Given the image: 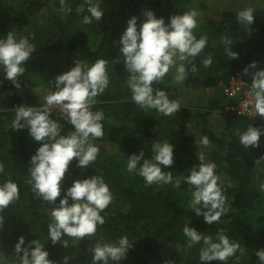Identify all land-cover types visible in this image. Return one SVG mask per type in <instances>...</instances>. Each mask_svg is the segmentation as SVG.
<instances>
[{"label":"trees","instance_id":"1","mask_svg":"<svg viewBox=\"0 0 264 264\" xmlns=\"http://www.w3.org/2000/svg\"><path fill=\"white\" fill-rule=\"evenodd\" d=\"M112 1L115 6L107 11L101 0L99 22L93 20L91 24H84L83 16L90 14L86 10L79 14L76 11L84 0H67L72 9L67 14L60 11L58 0H0V38L11 30L17 39L27 37L37 49L24 64L25 74L18 80L20 88L14 87L0 69V162L5 164L4 173H0V184L10 175L20 191L19 199L0 213L5 216V223L0 228V264H17L14 245L21 236L25 241L22 247H28L30 241L38 239L44 244L48 259L55 264H64L66 256L69 258L67 264H92V252L89 249L77 251L76 239L63 235L61 243L67 241V247L49 240L48 225L52 222L49 208L53 205L34 198L31 185L27 183L30 158L40 142L29 135L26 127L13 130L10 126L15 116L14 108L40 106L49 89L55 91V77L73 67L76 60H85L92 65L97 59L108 61L110 81L91 107L93 112L104 113L101 121L104 136L93 141L99 154L95 162L86 167H77L75 158L70 162L61 183V196L55 203H59L73 180L92 175L104 177L114 199L105 210L106 223L98 226V237L107 243H116L122 235H127L133 243L125 258L110 264H164L165 261L175 264H260L255 253L264 249V237L252 240L250 235L257 233L251 220L258 226L264 220V192L259 190L260 183L264 182V163L255 164L264 156V117L249 118L224 112V104L232 101L227 100L222 88L238 71L248 69L246 80L250 86L252 74L264 70V19L254 18L253 23L258 22L260 27L250 41L245 38L244 30H240L246 25L237 20L235 11L216 12V21H203V28L194 31L197 39L201 35L208 37L206 47L192 61L197 71L193 73L191 64H186L188 75L182 84L174 81L173 69L163 82L153 83V87L165 91L169 100L181 98L186 88L208 87L213 92L205 100L201 97L200 104L192 107L181 104L180 111L165 116L155 109H143L131 100L132 93L127 84L129 73L120 53L119 40L129 18L137 17L139 30L145 19L142 13L150 10L167 24L170 16L183 14L194 0ZM40 18L44 19L43 23L39 22ZM225 30H230L235 38L230 50L237 53L238 58H229L225 45H211L214 39L221 40L225 36ZM207 57L212 58L209 67L203 65ZM252 62L256 63L255 68L249 67ZM36 91H41L42 96H37ZM212 116L221 117L222 122L219 125L209 123L207 118ZM50 118L60 123L61 135L74 130L70 123L52 113ZM249 124L262 130L258 147L241 146L235 134L237 129L246 130ZM201 136L209 138V147H201ZM164 141L173 145L174 162L168 169L161 167L172 172L173 182L146 186L138 170L129 172L126 169L128 156L143 151L144 157L150 159L151 145ZM106 144L113 145L114 151L107 152ZM201 151L216 164L215 173L219 177L222 175L219 183L223 194L230 200L228 212L217 224L206 223L202 216L192 211L193 189H189L190 185L182 180L178 188L174 186L177 177L186 176L188 170L199 164L197 155ZM185 223L199 233L212 235L214 241L217 230L222 228L230 241L240 243L241 250L226 262H202L199 260L202 243L186 250ZM174 244L175 248L171 247ZM164 245L170 247L161 252L159 246ZM236 257H239L238 261Z\"/></svg>","mask_w":264,"mask_h":264},{"label":"clouds","instance_id":"2","mask_svg":"<svg viewBox=\"0 0 264 264\" xmlns=\"http://www.w3.org/2000/svg\"><path fill=\"white\" fill-rule=\"evenodd\" d=\"M101 0H84L77 6V13L85 10L90 15L83 16L84 24H91L93 20L99 22L102 11L99 8ZM60 11L65 14L71 12V7L66 0H60ZM85 6L87 8L85 9ZM253 8L246 7L237 12V20L245 24L248 29L253 23ZM145 19L137 28V17L128 19L127 27L120 36V53L123 57L125 69L128 71V87L132 93L131 100L143 109H155L157 112L172 116L180 111L181 104L178 100H169L165 91L155 89L153 83L163 82L164 77L174 69L173 79L177 84H182L187 78L186 64H191V71H197L192 61L204 50L207 45V35L199 39L194 35L197 28L199 11L190 8L183 14L172 15L169 23L157 18L150 10L144 11ZM229 58H238V54L230 50L233 41L228 36L221 37ZM115 43V42H114ZM34 44L27 37L16 38L10 30L4 38H0V69L4 77L11 81L14 87L20 88L19 77L25 74L26 64L36 52ZM212 58L203 60L205 67L211 66ZM106 59H97L92 65L85 60H76L74 66L68 71L55 77V91L49 89L43 97L40 106L19 105L14 108L15 116L10 128L20 130L27 128L29 135L40 146L30 158L29 179L34 198L52 204L50 209L51 223L48 225V237L53 244L60 242L63 235L77 241L87 237L93 239L97 235L98 226L106 223L105 210L113 202V194L105 183L102 175H92L83 180H73L72 185L61 196V183L68 172L70 162L75 158L77 167H86L95 162L99 148L93 143L95 139L104 136V113L93 112L91 107L97 102L96 97L103 94L109 86ZM249 67L255 68L252 62ZM248 74V69H244ZM34 93V92H33ZM35 94V93H34ZM246 106L254 109L255 114L264 117V70L252 74L250 88L247 92ZM53 108L58 109L61 117L70 123L73 131L61 135V125L57 120L50 118ZM261 129L248 125L246 130H236L239 144L245 148L258 147ZM202 148L210 146L211 141L207 136L200 137ZM152 156L144 157L143 151L139 154L128 156L127 170L137 171L144 178L146 186L152 184H169L173 182L170 168L174 162L173 145L164 141L151 145ZM199 164L188 170L186 176L175 179V187H179L183 180L193 189L191 192V209L197 216H202L208 224H217L228 209L225 207L226 196L220 186V177L215 173L216 164L206 158L205 152L197 155ZM264 163V156L255 161V164ZM5 164L0 162V173H4ZM7 175V174H6ZM259 190L264 192V182L259 185ZM20 196L19 186L10 175L0 184V213H4ZM69 198L72 203L69 204ZM104 213L101 215V213ZM5 223V216L0 215V228ZM183 234L187 238L186 250L194 245L201 244L199 260L202 262H226L241 250L239 242H232L218 229L216 240L212 235H204L185 223ZM24 237L18 238L14 245V255L17 264H55L48 259V252L44 244L38 239L24 245ZM67 247V241L61 243ZM133 243L127 235H122L116 243L96 242L90 249L92 264H110L126 257V253ZM255 255L260 264H264V249L257 250ZM68 257H64L67 264ZM239 260V257H236ZM164 264H175L174 261H165Z\"/></svg>","mask_w":264,"mask_h":264},{"label":"rangeland","instance_id":"3","mask_svg":"<svg viewBox=\"0 0 264 264\" xmlns=\"http://www.w3.org/2000/svg\"><path fill=\"white\" fill-rule=\"evenodd\" d=\"M60 2V0H58ZM167 1V0H163ZM67 3V0H66ZM115 6V2L112 0H104L103 2V8L106 9L107 11ZM246 7H252L253 8V17L256 20H261L264 19V0H194V3L188 8H195L199 11V16L197 17V28L194 29V31H198L199 28H203L202 22L208 19L212 20H217V15H215L216 12H225V11H232V12H238L241 9H244ZM50 8L55 9L54 6H51ZM187 9V10H188ZM186 10V11H187ZM215 15V16H214ZM44 19H39V22H42ZM43 23V22H42ZM259 27L260 24L258 22L252 23L248 27H241L240 30H244L245 33V38L247 41L251 40L256 36V34L259 32ZM26 30H24L21 34H24ZM225 36H228L232 41H234L235 38L232 37V32L230 30H225L224 31ZM212 46H219L222 45L224 46V43L222 40L214 39L211 41ZM232 45V44H231ZM231 45L229 47H231ZM213 92L212 88L208 87H201V88H186L183 93L182 97H178L177 100L180 101V104L186 107H192L196 106L197 104H200L201 102V97L206 99V96H209ZM37 96H42L41 91H36ZM209 123H213L216 125H219L220 122H222V118L212 116L211 118H207ZM105 148L107 152H113L114 151V146L110 144H106ZM127 169V168H126ZM222 178V175L220 176V179ZM187 192L188 190L185 189ZM229 203L230 200L226 199V204L225 207L229 210ZM190 206V205H189ZM262 209V208H261ZM228 212V211H227ZM49 216H50V210H49ZM262 217H264V209L262 211ZM253 228L256 229L257 233L255 235H250L252 237V240H256L257 238H262L264 237V220L260 221V225H255V221L251 220ZM77 243L76 250L79 251L80 249H91V247L96 243H107L103 241L101 238L98 237V234L96 235L95 238L93 239H88L87 237L82 238L79 241H75ZM175 245H172L171 247L175 248ZM169 246H159L161 252H164V249L168 248ZM170 252V251H168Z\"/></svg>","mask_w":264,"mask_h":264},{"label":"built area","instance_id":"4","mask_svg":"<svg viewBox=\"0 0 264 264\" xmlns=\"http://www.w3.org/2000/svg\"><path fill=\"white\" fill-rule=\"evenodd\" d=\"M246 79V74H244L242 71H238L231 77L229 83L222 88L227 100L232 101L230 103L224 104L223 111L228 114L246 116L249 118H258L260 115L255 114L254 109H252L250 106H246V94L250 88ZM51 113L56 118L66 121L61 117V113L58 111V109L53 108Z\"/></svg>","mask_w":264,"mask_h":264}]
</instances>
